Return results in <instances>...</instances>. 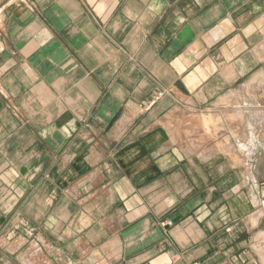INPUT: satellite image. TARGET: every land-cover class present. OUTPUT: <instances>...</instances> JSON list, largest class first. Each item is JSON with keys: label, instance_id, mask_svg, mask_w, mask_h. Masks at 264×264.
I'll return each mask as SVG.
<instances>
[{"label": "crops", "instance_id": "0c3cea01", "mask_svg": "<svg viewBox=\"0 0 264 264\" xmlns=\"http://www.w3.org/2000/svg\"><path fill=\"white\" fill-rule=\"evenodd\" d=\"M262 70L264 0H0V264H264Z\"/></svg>", "mask_w": 264, "mask_h": 264}, {"label": "rangeland", "instance_id": "374dc122", "mask_svg": "<svg viewBox=\"0 0 264 264\" xmlns=\"http://www.w3.org/2000/svg\"><path fill=\"white\" fill-rule=\"evenodd\" d=\"M246 96L250 102L259 103V105L251 108L252 113L264 108V70H262V74L259 78L247 84ZM230 118L233 119L234 115H230Z\"/></svg>", "mask_w": 264, "mask_h": 264}, {"label": "bare ground", "instance_id": "6f19581e", "mask_svg": "<svg viewBox=\"0 0 264 264\" xmlns=\"http://www.w3.org/2000/svg\"><path fill=\"white\" fill-rule=\"evenodd\" d=\"M239 112V111H238ZM259 115V114H258ZM242 117V116H241ZM241 119V118H240ZM207 122V121H206ZM203 123H204V120H203ZM206 123H204V125H205ZM226 140V139H225Z\"/></svg>", "mask_w": 264, "mask_h": 264}, {"label": "built area", "instance_id": "2783aa9c", "mask_svg": "<svg viewBox=\"0 0 264 264\" xmlns=\"http://www.w3.org/2000/svg\"><path fill=\"white\" fill-rule=\"evenodd\" d=\"M195 264H197V263H195Z\"/></svg>", "mask_w": 264, "mask_h": 264}]
</instances>
